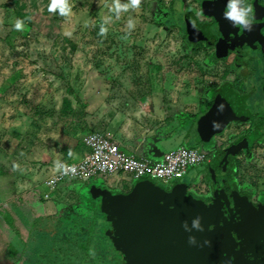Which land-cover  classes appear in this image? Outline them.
<instances>
[{"label":"rangeland","instance_id":"rangeland-1","mask_svg":"<svg viewBox=\"0 0 264 264\" xmlns=\"http://www.w3.org/2000/svg\"><path fill=\"white\" fill-rule=\"evenodd\" d=\"M51 4L0 0V264H145L131 241L117 247L112 207L103 200L134 189L101 179L62 183L46 203L73 197L72 206L46 215L33 187L42 198L47 174L36 170L62 159L59 150L84 155V139L94 133L136 149H151L155 139L164 153L196 147L200 120L236 70L206 46L191 50L185 31L200 14L199 0H141L138 8L130 0H66L65 15L59 7L50 12ZM167 20L175 25L161 26ZM64 99L79 115L60 113Z\"/></svg>","mask_w":264,"mask_h":264},{"label":"flooded vegetation","instance_id":"flooded-vegetation-1","mask_svg":"<svg viewBox=\"0 0 264 264\" xmlns=\"http://www.w3.org/2000/svg\"><path fill=\"white\" fill-rule=\"evenodd\" d=\"M228 2L199 0L200 14L189 17L185 36L192 43L191 50L206 46L218 61L231 59L236 70L232 83L218 92L208 111L228 94L241 97L248 115L245 121L229 122L208 142H196L208 161L189 172L192 180L184 192L194 201V216L205 231L202 241L209 242L204 249L209 248L213 262L206 261V253L193 255V249L190 256L188 242L182 264H264V247L252 241L251 231L246 241L243 235L249 227L257 235L264 226V0H238V7L252 8L248 16L251 30L225 18ZM193 22L197 32L200 25L205 26L208 41L189 37ZM199 128L198 124V132ZM205 145L211 148L205 149ZM145 180L164 191L183 182L163 184L144 178L131 181L128 190Z\"/></svg>","mask_w":264,"mask_h":264},{"label":"water","instance_id":"water-1","mask_svg":"<svg viewBox=\"0 0 264 264\" xmlns=\"http://www.w3.org/2000/svg\"><path fill=\"white\" fill-rule=\"evenodd\" d=\"M205 26L200 25L197 32V23L193 22L189 27V37L192 40H207L208 34L205 35ZM248 112L245 110L244 103L241 97L237 95L225 96L219 99L212 109H210L200 120L199 134L201 141L206 143L209 139L220 133L229 122L245 121ZM158 141V140H157ZM154 139L153 147L150 149L148 158H160L164 152ZM143 157V156H140ZM187 188L186 183L173 186L169 191H164L158 188L151 181H145L144 184L137 183L130 195L126 197H112L108 194L103 196L112 207V219L115 221L118 232H115V242L117 247L122 249L124 245H129L127 242L131 241L134 246V251L147 264H182L185 259V247L189 242V237L195 238V244L189 243V250L187 253L199 257L207 256L211 261V252L205 244L204 227L199 231L192 227V222L195 220L193 210V200L186 195L184 189ZM187 224L189 231H186L183 225ZM124 229L128 232L129 238L126 240L123 235L124 232L119 229ZM252 228H246L243 234L245 241L248 238V233H253L252 241L264 247V226H261L257 235L252 232ZM204 231V233H203ZM238 236L242 237L239 229L235 230ZM114 233V232H113ZM246 235V236H245ZM119 236V237H117ZM257 236V237H256ZM202 248L201 252L198 248ZM196 249V251H195ZM213 259V257H212Z\"/></svg>","mask_w":264,"mask_h":264},{"label":"built area","instance_id":"built-area-1","mask_svg":"<svg viewBox=\"0 0 264 264\" xmlns=\"http://www.w3.org/2000/svg\"><path fill=\"white\" fill-rule=\"evenodd\" d=\"M87 152L76 162L57 161L46 166V177L42 183L50 192L66 180L70 183H88L101 179L108 186H128L133 180L144 178L163 184L181 180L189 172L208 161L207 153L200 147L181 145L165 152L160 158L138 157L124 152L113 138L103 134H89L84 139ZM126 184V185H125ZM37 187V186H36Z\"/></svg>","mask_w":264,"mask_h":264},{"label":"clouds","instance_id":"clouds-1","mask_svg":"<svg viewBox=\"0 0 264 264\" xmlns=\"http://www.w3.org/2000/svg\"><path fill=\"white\" fill-rule=\"evenodd\" d=\"M131 6L134 8H138L141 0H130ZM57 7L60 8L61 15H65L67 11L66 0H52V4L49 7V11H54ZM128 6H124V9L127 10ZM252 12V8L248 7H238V0H229L227 5V11L225 12V18L231 21L234 24H238L240 26L245 27L248 30H251L250 20L248 19L249 13ZM16 27L19 29L21 27V22H17ZM129 27H133V23L129 22ZM107 30L105 28H101V34L105 33ZM186 231H189L187 224L183 225ZM192 227L202 231L203 229L200 227L199 218L193 220ZM195 238L189 237V243L195 244ZM208 241H205V244H208Z\"/></svg>","mask_w":264,"mask_h":264},{"label":"crops","instance_id":"crops-1","mask_svg":"<svg viewBox=\"0 0 264 264\" xmlns=\"http://www.w3.org/2000/svg\"><path fill=\"white\" fill-rule=\"evenodd\" d=\"M162 142V141H161ZM161 142H159V144H161ZM120 144V148L121 149H125V150H127V152L128 153H132V154H134V155H136V156H138V157H140V156H143V157H148V155H149V153H150V149L149 148H147V149H140V148H133V146L132 147H129V146H123L121 143H119ZM160 146V148H161V145H159ZM86 148V147H85ZM162 150V149H161ZM60 152V153H59ZM59 152H58V157L57 158H62V159H54V160H52L51 162H48L45 166H42V165H40L39 167H38V169L36 170L37 171V173L38 174H40V172L42 171V170H45L46 169V166H48L49 164H51L52 162H57V161H60V160H63V158H64V160L63 161H67V162H76V161H78V160H80L83 156V154L81 155V156H79V155H75V154H72V155H67L66 154V152H65V150H64V152L62 151V150H59ZM86 152H87V148H86ZM65 153V154H64ZM64 183V185H65V188L66 187H71V186H73L74 187V185H75V183H70L69 181H66V182H63ZM130 185L131 184H129L128 186H122V187H119V186H116V184L115 183H113V185L111 186V187H116L115 189H117V190H128L129 188H130ZM37 185H34V187H33V189H36L35 190V193H36V196L40 199V200H42V201H44V211L43 212H45V213H43V214H46V215H52L53 213L55 214V212H56V210L58 211V214H61L63 211L65 212L67 209H69L72 205H68L67 203H69L70 201H71V199L73 198H71V199H69V200H64V201H62V200H59V203L58 202H56V203H54V205L53 204H51V205H47V203L46 202H48V201H46V200H44L43 198H41V195H40V193H39V190H38V187H36ZM71 196V195H70ZM50 199V198H49ZM77 203V202H76ZM76 203H75V205H76ZM59 204L60 205H63V207L61 208V211L59 212V209H58V207H59ZM68 205V206H67ZM48 212H50V213H48ZM21 242H23L22 240H20Z\"/></svg>","mask_w":264,"mask_h":264},{"label":"trees","instance_id":"trees-1","mask_svg":"<svg viewBox=\"0 0 264 264\" xmlns=\"http://www.w3.org/2000/svg\"><path fill=\"white\" fill-rule=\"evenodd\" d=\"M21 10H22V9H18V11H16L15 14L17 15V17L19 18L20 21H23V23L28 24V23H29V17H28V16H24V15L22 14ZM161 25H164V26H167V27H171V26H172V24H171V22H170L169 20H167V21H162V22H161ZM60 113H61L62 115H69V116H77V115H79V112L76 111V110L72 107L71 102H70L69 99H64V100H63V106H62V108H61ZM76 204H77V203H76ZM8 221H9V220H8ZM91 226H92V225H91ZM90 229H91V228L87 229V230H88V233H87L88 238H90V237H89V234H90L89 231H91ZM20 242H21V241H20ZM21 246H22V248L25 247L24 242H21ZM88 247H90V242H89V246H88ZM109 263H110L109 260H107V262H106V261L104 262V260H99V259H98V264H109Z\"/></svg>","mask_w":264,"mask_h":264}]
</instances>
